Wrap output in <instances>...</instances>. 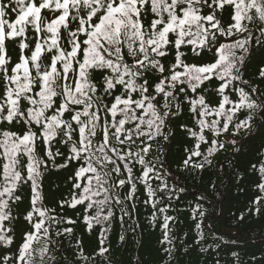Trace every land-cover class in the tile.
<instances>
[{"label":"snow or ice","instance_id":"obj_1","mask_svg":"<svg viewBox=\"0 0 264 264\" xmlns=\"http://www.w3.org/2000/svg\"><path fill=\"white\" fill-rule=\"evenodd\" d=\"M257 48L264 49V0H0V264H113L111 223L119 220V242L127 239L125 217L135 233L138 184L147 197L142 203L153 209L152 227L157 211L162 215L168 264L177 217L167 212L184 190L168 183L161 141L171 139L172 121L186 104L199 131L180 125L195 138L181 167L202 174L224 147L222 135L251 131L253 120L264 127V65L255 73L258 85L244 79ZM213 80L219 84L209 97ZM50 168L71 169L73 192L60 209L82 206L89 234L94 225H109L91 254L82 238L72 260L65 254L64 240L71 244L75 233L63 225L76 221L44 203ZM258 170L264 193V163ZM25 187L30 209L21 212ZM262 199L249 210L254 215ZM205 212L200 203L191 207L201 252L212 247L201 243ZM135 264L144 262L137 256Z\"/></svg>","mask_w":264,"mask_h":264},{"label":"trees","instance_id":"obj_2","mask_svg":"<svg viewBox=\"0 0 264 264\" xmlns=\"http://www.w3.org/2000/svg\"><path fill=\"white\" fill-rule=\"evenodd\" d=\"M9 47L10 49L13 47L11 43ZM12 56L14 60L18 58V48L12 52ZM208 57H212L211 52L208 53ZM188 59L191 60L190 53ZM261 65H264V49L257 48L248 62V71L244 74V79L258 85L259 80L255 73ZM218 84L219 81L213 80L206 85L209 88L207 93L209 97L214 95L212 89ZM261 91L264 92V87H261ZM228 94L230 98H236L235 93L230 90ZM219 99V96L215 97L213 106ZM180 125H187L188 128L199 131L186 104L183 105L181 114L172 121L174 134L168 132L171 139L161 141V149L166 152V156L161 155L160 159H166L164 174L168 178V183L184 190L180 194L181 199L173 201L174 207L167 212V215L177 217L176 221L170 222V227H174L171 235L176 241L174 258L168 264H217V262L264 264V199L261 200L262 210L258 216L249 211L255 208L254 201L257 197H264V193L258 188L262 182L258 169L261 163H264V127L253 120L251 131L242 129L234 136L222 135L220 140L224 142V147L215 153L211 166L201 174L185 172L181 167V162L186 156L185 149L194 147L195 138L187 135ZM230 139L237 142L235 146L228 142ZM57 146L61 147L62 151L65 150L63 146ZM206 147L201 145V150ZM253 165H256L255 169ZM135 171L139 173V166ZM70 174L71 169L50 168L43 179V192L46 206L55 208L57 213L76 221L74 225H63L72 227L75 233L71 237V244L68 239L64 240L65 254L72 260L77 238H82L85 254H91L99 247L101 228L109 225H94L93 231L89 234L82 219L84 211L82 206H77L74 210L67 207L59 208V201L70 198L73 192L71 181L66 179ZM137 188L136 195L141 203L137 204L138 211L134 213V220L139 221L135 233L129 228L132 222L125 217L124 230L127 239L124 243L119 242L118 236L121 233L119 220L111 223L113 231L108 236L111 241L110 255L113 257V264H135L137 256L144 264H164L165 254L162 249L167 245L161 244L162 215L157 211L155 227H152L148 218L153 209L151 205L142 203L147 198L143 186L138 184ZM22 194L23 202L18 207L19 211L25 212L30 209V190L25 187ZM197 203L206 210L203 224L205 238L201 243L205 246L212 245L207 252H201L199 246L194 244L197 237L191 219V207ZM159 207L160 205L157 209ZM13 208L15 210L17 206L13 205ZM241 216L244 217L243 220L239 219ZM24 227L22 218L15 223L17 242ZM181 239L184 241L183 244L180 243ZM217 243L218 248L215 247Z\"/></svg>","mask_w":264,"mask_h":264}]
</instances>
